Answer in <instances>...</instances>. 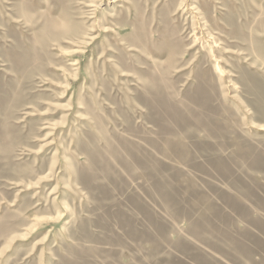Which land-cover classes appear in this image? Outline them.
Listing matches in <instances>:
<instances>
[{"label":"rangeland","instance_id":"obj_1","mask_svg":"<svg viewBox=\"0 0 264 264\" xmlns=\"http://www.w3.org/2000/svg\"><path fill=\"white\" fill-rule=\"evenodd\" d=\"M0 264H264V0H0Z\"/></svg>","mask_w":264,"mask_h":264},{"label":"bare ground","instance_id":"obj_2","mask_svg":"<svg viewBox=\"0 0 264 264\" xmlns=\"http://www.w3.org/2000/svg\"><path fill=\"white\" fill-rule=\"evenodd\" d=\"M116 1V0H115ZM117 1H119V0H117ZM198 40V39H197ZM218 61H220V60H218ZM70 65H77V62H70ZM217 65V64H216ZM217 67H218V65H217ZM218 70L219 71H221V69L218 67ZM61 213V212H60ZM50 219V218H49ZM54 219V218H53ZM32 230V229H31ZM7 231V230H6ZM5 232V231H4Z\"/></svg>","mask_w":264,"mask_h":264}]
</instances>
